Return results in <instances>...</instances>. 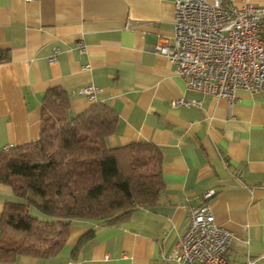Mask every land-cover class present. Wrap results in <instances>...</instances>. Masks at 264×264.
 <instances>
[{
    "label": "crops",
    "instance_id": "crops-1",
    "mask_svg": "<svg viewBox=\"0 0 264 264\" xmlns=\"http://www.w3.org/2000/svg\"><path fill=\"white\" fill-rule=\"evenodd\" d=\"M172 32L173 0H0V151L38 138L44 95L58 87L68 119L93 103L115 112L108 148L156 146L163 181L156 202L125 220L72 219L54 255L0 264H176L170 254L200 203L233 235L229 262L264 264V95L241 92L229 103L187 88L154 52ZM88 84L101 91L80 93ZM180 98L196 103L172 105ZM19 200L0 181V220Z\"/></svg>",
    "mask_w": 264,
    "mask_h": 264
},
{
    "label": "trees",
    "instance_id": "trees-1",
    "mask_svg": "<svg viewBox=\"0 0 264 264\" xmlns=\"http://www.w3.org/2000/svg\"><path fill=\"white\" fill-rule=\"evenodd\" d=\"M67 109V93L49 89L38 138L0 151V181L20 199L6 205L0 220L2 261L54 255L72 219L121 222L134 209L154 204L163 188L156 146L105 145L117 120L112 109L93 103L71 119Z\"/></svg>",
    "mask_w": 264,
    "mask_h": 264
},
{
    "label": "built area",
    "instance_id": "built-area-1",
    "mask_svg": "<svg viewBox=\"0 0 264 264\" xmlns=\"http://www.w3.org/2000/svg\"><path fill=\"white\" fill-rule=\"evenodd\" d=\"M154 52L170 62L189 89L229 103L241 92L264 95V5L247 0L239 5L233 0H173L172 36L158 38ZM100 91L93 84L79 89L90 98ZM191 103L196 102L172 101L174 106ZM211 194L207 191L204 197ZM232 236L215 222L210 206L200 203L191 208L187 228L170 257L176 264H254L248 257L242 263L228 261Z\"/></svg>",
    "mask_w": 264,
    "mask_h": 264
}]
</instances>
